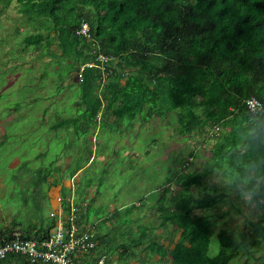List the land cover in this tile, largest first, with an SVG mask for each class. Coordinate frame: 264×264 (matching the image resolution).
Here are the masks:
<instances>
[{
    "label": "trees",
    "instance_id": "trees-1",
    "mask_svg": "<svg viewBox=\"0 0 264 264\" xmlns=\"http://www.w3.org/2000/svg\"><path fill=\"white\" fill-rule=\"evenodd\" d=\"M2 1L7 7L13 0ZM15 1L19 11L36 23L35 32L23 39L26 47L44 53L54 45L59 55L53 56L81 59L77 92L82 106L70 120L74 125L81 119L85 133L89 122L106 118L111 122L162 119L173 124L180 136L229 126L226 133L216 135L202 168L175 173L160 194L164 204L172 180L180 182L178 198L167 213L161 212L164 222L179 232L173 247L155 248L154 238L141 252L168 255L171 264H230L241 251L251 252L264 242V0ZM83 23L88 26L87 36L79 33ZM85 47L89 52H84ZM99 54L107 61L100 63ZM250 97L262 103L261 113L247 109L245 100ZM181 164L187 166L184 160ZM218 168L237 180L231 182L236 199L241 192L250 196L257 218L248 221L245 234L237 236L229 229L216 233L209 217L197 213L225 202L228 186L219 189L211 182ZM191 187L203 194L190 195ZM69 206L62 208L66 215ZM77 212L75 207L76 223ZM53 227L51 221L46 228L32 226L17 236L41 240ZM213 234L217 243L212 253ZM145 235L138 234L132 245H117L120 259L134 257L132 247L145 243ZM170 235L168 230L173 241ZM17 236L12 228L0 230V243ZM15 258L30 264L18 254H8L0 264Z\"/></svg>",
    "mask_w": 264,
    "mask_h": 264
},
{
    "label": "rangeland",
    "instance_id": "rangeland-1",
    "mask_svg": "<svg viewBox=\"0 0 264 264\" xmlns=\"http://www.w3.org/2000/svg\"><path fill=\"white\" fill-rule=\"evenodd\" d=\"M34 20H28L19 11L15 0L7 7L0 0V230L12 228L17 236L32 226L46 228L52 220L49 186L56 175L64 191L70 190L72 181H79L75 185L77 196L91 180L101 192L100 205H106L102 209L107 216L113 210L110 218L87 226L94 234L107 231L117 239H112L105 253L96 249L98 254L105 255L104 264H169L151 251L141 252V247H132L135 255L131 259H119L118 250L113 247L119 241L132 245L143 232L146 235L142 244L155 238V248L173 247L179 232L164 222L161 212L167 213L172 200L178 198L180 182L172 180L164 204L160 194L175 173L202 168L216 135L220 131L226 133L229 126L180 136L173 124L162 119L111 122L113 119L106 118L89 122L85 133L80 129L85 125L81 119L74 125L75 121L70 120L82 106L77 92L81 59L53 56L59 55L54 45L44 53L43 49L26 47L23 39L35 32ZM88 49L85 47L84 52ZM77 168L75 178H70ZM47 172L53 175L48 181L41 177ZM65 180L67 184H63ZM236 181L227 170L215 169L211 182L219 189L228 186L225 202L210 210H197L209 217L216 233L229 229L237 236L245 234L248 221L257 218L247 192L235 198L237 191L231 182ZM188 193L195 197L203 194L195 187ZM11 221L21 225L14 227ZM168 230L173 241L168 238ZM216 241L213 234L212 253ZM263 254L264 242L252 247L251 252L241 251L230 264H264ZM2 264L22 262L15 258Z\"/></svg>",
    "mask_w": 264,
    "mask_h": 264
},
{
    "label": "built area",
    "instance_id": "built-area-1",
    "mask_svg": "<svg viewBox=\"0 0 264 264\" xmlns=\"http://www.w3.org/2000/svg\"><path fill=\"white\" fill-rule=\"evenodd\" d=\"M79 33L87 36L88 26L83 23ZM107 56L98 55L101 62L107 61ZM94 63L85 65L91 66ZM83 67H81L82 69ZM81 78V72L78 79ZM247 109L252 113H261L262 103L254 97L245 100ZM75 207L70 203L68 214L62 218V212L50 213L56 216V224L49 234L41 240L25 239L16 237L15 239L0 243V259H4L8 254H18L23 256L30 264H77L74 255L78 252L89 253L96 246L94 233L90 230H80L75 221ZM64 225H67L65 227ZM105 255H97L91 264H104Z\"/></svg>",
    "mask_w": 264,
    "mask_h": 264
},
{
    "label": "crops",
    "instance_id": "crops-1",
    "mask_svg": "<svg viewBox=\"0 0 264 264\" xmlns=\"http://www.w3.org/2000/svg\"><path fill=\"white\" fill-rule=\"evenodd\" d=\"M89 137V136H88ZM79 172V170H77L70 178L74 177L77 175V173ZM52 176V177H51ZM49 178H53V175H49L46 180L48 181ZM61 182V184H59ZM68 181H64L63 184H67ZM76 182L79 183V181H72L70 183V190H65L64 191V187L61 186L62 185V181L60 180L59 176L56 175V177L53 179V181H51V185L50 187V192L51 196H50V202L52 205V211L54 213L57 212H62V216H64V212L62 211V208H68V204L72 203V205L74 207H77V223H78V227L80 230H91L90 228H88L87 226H91V223H95V221H100V220H105L107 217H111L113 216V210H112V215H108V213H106L102 208H105L106 205L101 206L100 205V198L102 197L101 192L99 193L97 188H94L95 186L92 184V181L90 180V182L88 181L83 188H81V190L78 191L79 196H77V188H76ZM86 188V189H85ZM92 188H94L92 190ZM86 190V191H85ZM94 190H96V192L94 193ZM83 191V192H82ZM65 193V196H62L63 193ZM61 193V194H60ZM84 193V194H82ZM72 197H70V196ZM74 195V196H73ZM84 195V196H83ZM78 197L77 202L75 201V198ZM98 198V199H97ZM66 202L65 206H63V202ZM107 206H109L107 204ZM111 207V206H110ZM58 208V210H56ZM52 223L56 224V220L52 217ZM88 228V229H87ZM53 229V228H51ZM94 233V232H93ZM96 237V246L92 249V251H90L89 253H82V252H78L74 255V259L78 264H91L93 261H95L96 256L99 255L98 252L96 251V249H100L103 252L105 251V249L107 248V246L109 247V245L111 244V242H113L112 236H110L108 233L107 235H105V232H100V231H96L94 234ZM117 239H115L116 241ZM120 243H122L121 241L116 242L115 246L113 247L114 249L117 247V245H119ZM145 244H141L139 246L142 247ZM108 249V248H107ZM118 250V255L117 258L120 259V251ZM105 253V252H104ZM109 256V254L107 255ZM160 257V256H158ZM108 258L107 257V262H108ZM162 262L163 261H169L168 263L171 264V260L169 258L168 255L166 256H162ZM125 260V259H124Z\"/></svg>",
    "mask_w": 264,
    "mask_h": 264
},
{
    "label": "clouds",
    "instance_id": "clouds-1",
    "mask_svg": "<svg viewBox=\"0 0 264 264\" xmlns=\"http://www.w3.org/2000/svg\"><path fill=\"white\" fill-rule=\"evenodd\" d=\"M95 236V235H94ZM78 264V263H77Z\"/></svg>",
    "mask_w": 264,
    "mask_h": 264
}]
</instances>
